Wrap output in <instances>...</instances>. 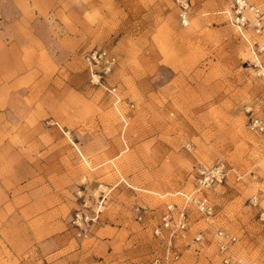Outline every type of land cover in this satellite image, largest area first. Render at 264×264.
<instances>
[{
  "label": "rangeland",
  "instance_id": "rangeland-1",
  "mask_svg": "<svg viewBox=\"0 0 264 264\" xmlns=\"http://www.w3.org/2000/svg\"><path fill=\"white\" fill-rule=\"evenodd\" d=\"M219 165L172 251L226 264L225 231L264 264V0H0V264L165 260L168 206Z\"/></svg>",
  "mask_w": 264,
  "mask_h": 264
},
{
  "label": "built area",
  "instance_id": "built-area-1",
  "mask_svg": "<svg viewBox=\"0 0 264 264\" xmlns=\"http://www.w3.org/2000/svg\"><path fill=\"white\" fill-rule=\"evenodd\" d=\"M240 3L243 4V1H240ZM183 21L184 24L188 25V20L185 16ZM99 57L103 58V54H100ZM93 59L96 60L97 55H94ZM228 176L229 171L226 169L225 165H219L212 171L203 170L200 172L197 193L184 195L185 199L182 207L168 206L161 226L155 231L156 236L164 240L168 246L167 259L163 260L160 257H155L150 264H178L180 257L177 253L172 251V248L176 238L178 236H183L189 228L190 217L188 215V210L191 207H195L202 215L208 218L212 217L214 215V209L211 205L210 198L205 192L213 189L217 185H221ZM102 194L103 195L97 198V203L94 208L91 207L92 205L87 198L83 200L82 210L77 214L76 225L80 226L82 223L89 225L90 222L96 223L98 221L100 214L103 212L101 208L105 201L104 190ZM100 198H102V201H99ZM90 209L91 212L89 211ZM165 233H168L167 237L164 236ZM218 237L220 239V251L221 254L224 255V262L229 264L231 262V247L237 239L225 231H219ZM201 240L202 236L196 238L197 242Z\"/></svg>",
  "mask_w": 264,
  "mask_h": 264
}]
</instances>
